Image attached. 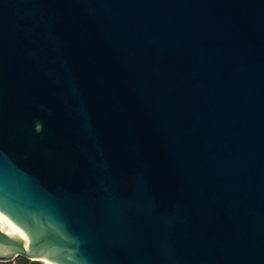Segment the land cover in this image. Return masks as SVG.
<instances>
[{
    "label": "water",
    "instance_id": "95a60500",
    "mask_svg": "<svg viewBox=\"0 0 264 264\" xmlns=\"http://www.w3.org/2000/svg\"><path fill=\"white\" fill-rule=\"evenodd\" d=\"M17 256L264 264V0H0Z\"/></svg>",
    "mask_w": 264,
    "mask_h": 264
},
{
    "label": "trees",
    "instance_id": "16d2710c",
    "mask_svg": "<svg viewBox=\"0 0 264 264\" xmlns=\"http://www.w3.org/2000/svg\"><path fill=\"white\" fill-rule=\"evenodd\" d=\"M0 264H44V263H29L28 261H26L24 258L17 256L14 259L10 260V261H6V262H0Z\"/></svg>",
    "mask_w": 264,
    "mask_h": 264
},
{
    "label": "bare ground",
    "instance_id": "6f19581e",
    "mask_svg": "<svg viewBox=\"0 0 264 264\" xmlns=\"http://www.w3.org/2000/svg\"><path fill=\"white\" fill-rule=\"evenodd\" d=\"M14 246H7L6 247V251L8 252L9 251V253H11V252H14ZM31 255V254H30ZM49 264V263H48Z\"/></svg>",
    "mask_w": 264,
    "mask_h": 264
}]
</instances>
